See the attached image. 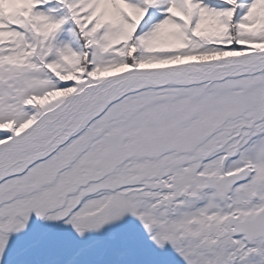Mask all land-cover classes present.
<instances>
[{
    "label": "snow or ice",
    "instance_id": "snow-or-ice-1",
    "mask_svg": "<svg viewBox=\"0 0 264 264\" xmlns=\"http://www.w3.org/2000/svg\"><path fill=\"white\" fill-rule=\"evenodd\" d=\"M0 264H264V0H0Z\"/></svg>",
    "mask_w": 264,
    "mask_h": 264
}]
</instances>
